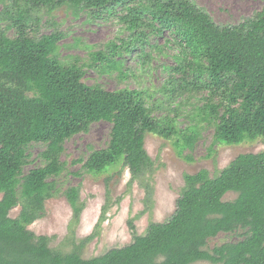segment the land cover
Here are the masks:
<instances>
[{
  "label": "trees",
  "instance_id": "16d2710c",
  "mask_svg": "<svg viewBox=\"0 0 264 264\" xmlns=\"http://www.w3.org/2000/svg\"><path fill=\"white\" fill-rule=\"evenodd\" d=\"M0 4V264H264V151L237 156L213 177L203 170L184 175L175 210L165 222H151L138 235L129 220L131 242L99 256L81 255L94 233L79 240L72 237V249L66 252L52 248L50 237L28 229L58 192L65 141L86 133L92 124L109 123V141L104 149L89 153L83 171L99 175L121 166L130 174L129 184L138 182L148 198L154 165L144 147L145 136L171 141L183 158L197 134L180 129L176 116L156 118L143 91H107L85 84L83 66L60 60L62 34L36 37L27 21L28 12L39 8L68 7L75 15L85 12L93 19L124 10L120 21L132 32L131 40L121 48L111 44L109 54H93L89 65L121 76L122 52L135 51L138 43L143 47L146 30L157 37L166 35L178 55L177 66L170 69L176 76L170 77L171 89L165 91H207L199 117L213 126L215 143L236 146L264 141V8L237 24L219 25L193 0H0ZM32 145L44 146L39 154L43 165L25 174ZM227 193L236 198L223 201ZM64 196L73 225L83 208L78 187L68 188ZM17 206L19 214L11 218ZM103 219L102 213L96 228ZM237 231L242 237L238 241L206 250L210 239Z\"/></svg>",
  "mask_w": 264,
  "mask_h": 264
},
{
  "label": "rangeland",
  "instance_id": "374dc122",
  "mask_svg": "<svg viewBox=\"0 0 264 264\" xmlns=\"http://www.w3.org/2000/svg\"><path fill=\"white\" fill-rule=\"evenodd\" d=\"M193 1L219 25L237 24L264 8V0ZM19 7L25 10L23 4ZM2 10L0 4V14ZM16 12L14 9L13 14L16 15ZM125 13L124 10L116 9L93 19L85 12L75 15L71 8L58 7L32 9L27 17L32 34L36 37L62 34L59 43L60 60L65 64L83 66L85 84H98L107 91H143L147 106L153 110L156 118L176 116L180 129L187 128L197 134L193 148L185 150L183 158L177 156L171 141L153 134L145 136L144 147L154 165L150 180L153 192L150 198L138 182L129 184L130 174L121 166L99 175L83 171L82 164L89 153L107 146L111 129L109 123H94L86 133L77 134L65 141L61 155L65 170L56 179L58 192L45 202L42 218L33 222L28 229L38 236L50 237L52 248L66 252L72 249V237L79 240L94 233L95 237L81 252L85 259L128 245L132 240L127 224L129 220H132L138 235L144 234L151 222H165L175 210V202L184 185V175H193L203 170L213 177L237 156L264 151V141L261 139L236 146L214 142L213 126L199 117V110L208 97L207 91L192 90L175 94L168 91L171 89L168 80L176 76L170 69L177 66L178 54L166 35L157 37L148 34L146 30L147 38L143 47L138 43L135 51L127 54L122 52V76L116 71L108 74L89 68L93 54H109L108 47L111 44L121 48L123 42L131 40L132 32L120 21ZM8 35L12 36L13 31H8ZM217 100L215 98L213 101L216 103ZM43 149V145L28 148L29 163L24 168L25 174L43 165L39 159ZM71 187H78L79 201L83 205L80 217L73 225L72 209L64 196V192ZM235 198L234 193H227L223 201L229 202ZM19 211L20 207L17 206L10 212V217L15 218ZM102 213L104 219L96 228ZM241 238L240 231L220 233L207 242L206 250L210 252L214 247Z\"/></svg>",
  "mask_w": 264,
  "mask_h": 264
}]
</instances>
